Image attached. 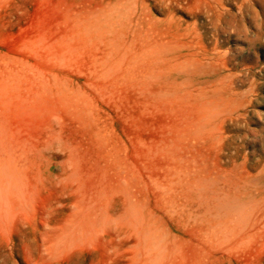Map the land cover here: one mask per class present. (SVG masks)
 <instances>
[{"label":"rangeland","instance_id":"obj_1","mask_svg":"<svg viewBox=\"0 0 264 264\" xmlns=\"http://www.w3.org/2000/svg\"><path fill=\"white\" fill-rule=\"evenodd\" d=\"M0 264H264V0H0Z\"/></svg>","mask_w":264,"mask_h":264}]
</instances>
